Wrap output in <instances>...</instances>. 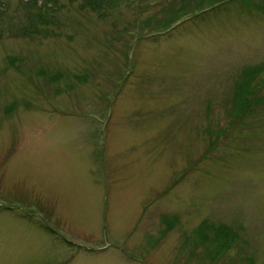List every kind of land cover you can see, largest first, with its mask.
<instances>
[{"label":"rangeland","instance_id":"1","mask_svg":"<svg viewBox=\"0 0 264 264\" xmlns=\"http://www.w3.org/2000/svg\"><path fill=\"white\" fill-rule=\"evenodd\" d=\"M0 1V264H264L263 0Z\"/></svg>","mask_w":264,"mask_h":264},{"label":"trees","instance_id":"2","mask_svg":"<svg viewBox=\"0 0 264 264\" xmlns=\"http://www.w3.org/2000/svg\"><path fill=\"white\" fill-rule=\"evenodd\" d=\"M71 2H74L76 0H70ZM219 2L226 3L231 0H218ZM264 1V0H263ZM217 2V1H215ZM214 2V3H215ZM26 6L29 9V12L26 16L27 18V23L19 29L18 36L19 37H24V38H33L35 35H47V28L46 26L48 25H53L52 20L56 16L53 15L49 19V13L56 12L57 9H59V0H29L28 2H24ZM2 6V11L5 10V5L3 3H0ZM242 6L245 9L251 10L253 8H257L259 3H256L252 0H248L246 2H241ZM61 7V6H60ZM1 11L0 14H3ZM170 28V27H169ZM255 78V76L250 77L247 79L245 84H243L239 88V95H238V102L243 104L246 107H252V106H257L262 103L261 100H252L251 98V93L254 94V90L251 92L250 90V83L251 81ZM239 116V118H243V115L237 111L232 112V117ZM233 121V120H232ZM223 234L225 237H231L237 238L236 234L231 231L230 229L226 227H219L216 229L215 233Z\"/></svg>","mask_w":264,"mask_h":264}]
</instances>
